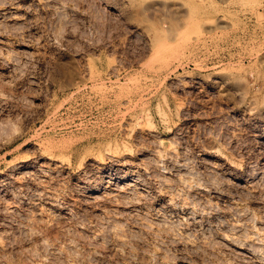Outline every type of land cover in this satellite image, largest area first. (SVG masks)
Segmentation results:
<instances>
[{
  "label": "rangeland",
  "instance_id": "obj_1",
  "mask_svg": "<svg viewBox=\"0 0 264 264\" xmlns=\"http://www.w3.org/2000/svg\"><path fill=\"white\" fill-rule=\"evenodd\" d=\"M0 264H264V0H0Z\"/></svg>",
  "mask_w": 264,
  "mask_h": 264
},
{
  "label": "bare ground",
  "instance_id": "obj_2",
  "mask_svg": "<svg viewBox=\"0 0 264 264\" xmlns=\"http://www.w3.org/2000/svg\"><path fill=\"white\" fill-rule=\"evenodd\" d=\"M158 151V150H157ZM160 152V150H159ZM158 153V152H157ZM172 155V154H171ZM159 157V156H158ZM178 186V185H177ZM191 188V187H190ZM199 193V192H198ZM176 194V193H175ZM190 195V194H189ZM171 200V199H170ZM185 202V201H184ZM36 206V205H35ZM184 206V205H183ZM40 211V210H39ZM236 226V225H235ZM116 235V234H115ZM225 235V234H224ZM262 239V238H261ZM122 240V239H121ZM263 241V240H262Z\"/></svg>",
  "mask_w": 264,
  "mask_h": 264
}]
</instances>
